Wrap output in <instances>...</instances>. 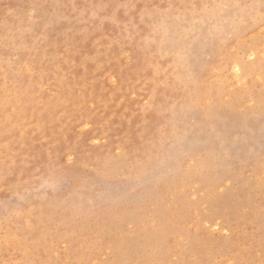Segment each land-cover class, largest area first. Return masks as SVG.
Segmentation results:
<instances>
[{"label":"rangeland","instance_id":"1","mask_svg":"<svg viewBox=\"0 0 264 264\" xmlns=\"http://www.w3.org/2000/svg\"><path fill=\"white\" fill-rule=\"evenodd\" d=\"M0 264H264V0H0Z\"/></svg>","mask_w":264,"mask_h":264},{"label":"snow or ice","instance_id":"2","mask_svg":"<svg viewBox=\"0 0 264 264\" xmlns=\"http://www.w3.org/2000/svg\"><path fill=\"white\" fill-rule=\"evenodd\" d=\"M49 179L54 182L57 179V177L54 175V176L50 177Z\"/></svg>","mask_w":264,"mask_h":264}]
</instances>
